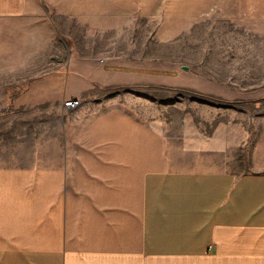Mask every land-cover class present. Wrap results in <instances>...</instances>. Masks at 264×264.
Returning <instances> with one entry per match:
<instances>
[{
    "label": "crops",
    "instance_id": "0c3cea01",
    "mask_svg": "<svg viewBox=\"0 0 264 264\" xmlns=\"http://www.w3.org/2000/svg\"><path fill=\"white\" fill-rule=\"evenodd\" d=\"M46 5L0 0V78L33 79L0 83L1 108L57 72L23 66L54 58ZM197 105L213 111L151 150L149 167L136 149L38 150L34 164L0 166V264H264V164L239 162L254 138L238 136L233 109Z\"/></svg>",
    "mask_w": 264,
    "mask_h": 264
},
{
    "label": "rangeland",
    "instance_id": "374dc122",
    "mask_svg": "<svg viewBox=\"0 0 264 264\" xmlns=\"http://www.w3.org/2000/svg\"><path fill=\"white\" fill-rule=\"evenodd\" d=\"M45 9L58 26L54 58L40 52L23 66L57 72L24 93L14 87L0 106V166L34 164L38 150L136 149L149 167L151 150L213 111L198 103L233 109L238 136L254 138L239 162L264 164V0H47ZM11 80L33 79L0 83ZM71 98L79 104L65 108Z\"/></svg>",
    "mask_w": 264,
    "mask_h": 264
},
{
    "label": "built area",
    "instance_id": "2783aa9c",
    "mask_svg": "<svg viewBox=\"0 0 264 264\" xmlns=\"http://www.w3.org/2000/svg\"><path fill=\"white\" fill-rule=\"evenodd\" d=\"M79 102H80V101H79L78 99L71 98V99H69L68 101H65V102L63 103V106H64L65 108L71 109V108L76 107V106L79 104Z\"/></svg>",
    "mask_w": 264,
    "mask_h": 264
},
{
    "label": "water",
    "instance_id": "95a60500",
    "mask_svg": "<svg viewBox=\"0 0 264 264\" xmlns=\"http://www.w3.org/2000/svg\"><path fill=\"white\" fill-rule=\"evenodd\" d=\"M184 68H186V67H184Z\"/></svg>",
    "mask_w": 264,
    "mask_h": 264
}]
</instances>
